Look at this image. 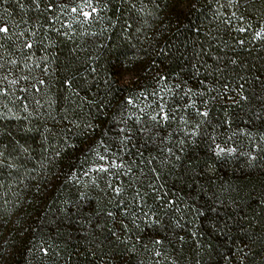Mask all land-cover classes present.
I'll list each match as a JSON object with an SVG mask.
<instances>
[{
    "label": "trees",
    "instance_id": "1",
    "mask_svg": "<svg viewBox=\"0 0 264 264\" xmlns=\"http://www.w3.org/2000/svg\"><path fill=\"white\" fill-rule=\"evenodd\" d=\"M4 26L0 264H264V0H0Z\"/></svg>",
    "mask_w": 264,
    "mask_h": 264
},
{
    "label": "rangeland",
    "instance_id": "2",
    "mask_svg": "<svg viewBox=\"0 0 264 264\" xmlns=\"http://www.w3.org/2000/svg\"><path fill=\"white\" fill-rule=\"evenodd\" d=\"M73 9H75V11H73ZM73 9H72L71 12L74 14V18L76 20H79L78 18H80V16H84V18H86V16L84 15V13L85 12L89 13L86 4H79L77 7L73 8ZM120 75L123 78H130V79L133 80V78L130 75V73H126L124 70L123 71H120ZM161 113H162L161 116H164L165 115V112H163V109H161ZM218 149H219V151L222 150V148H220V147ZM107 154H109V153H107ZM104 158H108V157H104ZM104 166H105V163L104 162L101 163V164H99V168H103Z\"/></svg>",
    "mask_w": 264,
    "mask_h": 264
},
{
    "label": "snow or ice",
    "instance_id": "3",
    "mask_svg": "<svg viewBox=\"0 0 264 264\" xmlns=\"http://www.w3.org/2000/svg\"><path fill=\"white\" fill-rule=\"evenodd\" d=\"M50 7H51V5H50ZM73 11H75V9H73ZM93 11H94V10H93ZM84 15L87 17V16L90 15V13L85 12ZM241 31H243V29H241ZM0 32L7 33V32H8V28H7V26L0 27ZM262 32H264V29H262L261 31L256 32V33H255V37H256V38L261 37ZM241 43H243V42L241 41ZM26 47H29V48H30V47H31V44H26ZM40 83H44V81H40ZM130 102H131V101H130ZM203 115L206 116V115H207V112L203 113ZM153 118L155 119V117H153ZM164 119H167V115H166V114L164 115ZM217 147L219 148V146H217ZM0 155H2V153H0ZM115 191H116L117 193H119L121 190H120L119 188H117V189H115ZM109 215H111V213H109ZM156 243H159V241H156Z\"/></svg>",
    "mask_w": 264,
    "mask_h": 264
}]
</instances>
